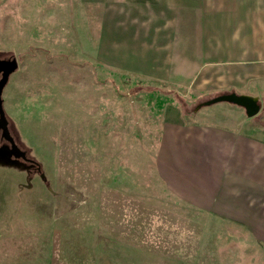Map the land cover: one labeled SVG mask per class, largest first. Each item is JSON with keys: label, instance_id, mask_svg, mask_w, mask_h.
<instances>
[{"label": "rangeland", "instance_id": "obj_1", "mask_svg": "<svg viewBox=\"0 0 264 264\" xmlns=\"http://www.w3.org/2000/svg\"><path fill=\"white\" fill-rule=\"evenodd\" d=\"M78 9L0 0V57L18 64L3 108L38 164L0 160V233L49 231L69 264H263L231 230L168 196L154 170L169 108L186 117L217 96L200 102L88 61Z\"/></svg>", "mask_w": 264, "mask_h": 264}, {"label": "crops", "instance_id": "obj_2", "mask_svg": "<svg viewBox=\"0 0 264 264\" xmlns=\"http://www.w3.org/2000/svg\"><path fill=\"white\" fill-rule=\"evenodd\" d=\"M77 2L88 20L83 56L104 70L200 102L258 99L252 118L229 103L186 117L171 106L153 166L168 196L231 230V243H248L264 264V0ZM69 262L54 255L49 231L0 233V264Z\"/></svg>", "mask_w": 264, "mask_h": 264}, {"label": "water", "instance_id": "obj_3", "mask_svg": "<svg viewBox=\"0 0 264 264\" xmlns=\"http://www.w3.org/2000/svg\"><path fill=\"white\" fill-rule=\"evenodd\" d=\"M17 66L18 64L15 58L6 61L0 60V72H2V77L0 80V130L2 131V138L9 141V143L11 144L10 147H0V160H2L6 164H13L15 162L14 160H18L20 158L22 160H29L30 162H32L31 159L26 158L25 153L15 145L13 139L10 137L7 129V120L2 106L1 93L3 87L7 83L9 75L17 70ZM221 102L233 104L243 108L248 118L256 116L260 110V104L257 98L247 95H237L234 93L217 95V97L204 102L201 105L209 106Z\"/></svg>", "mask_w": 264, "mask_h": 264}, {"label": "flooded vegetation", "instance_id": "obj_4", "mask_svg": "<svg viewBox=\"0 0 264 264\" xmlns=\"http://www.w3.org/2000/svg\"><path fill=\"white\" fill-rule=\"evenodd\" d=\"M11 59H13V57H11V56H9V57H0V60H11ZM14 73V72H13ZM12 73V74H13ZM12 74H10L9 75V77H8V80H9V78H10V76H12ZM1 77H2V72H0V80H1ZM8 80H7V83H8ZM6 83V84H7ZM6 84H5V86H6ZM4 86V87H5ZM4 87H3V89H4ZM2 92H3V90H2ZM1 98H2V93H1ZM2 106H3V102H2ZM3 110H4V108H3ZM5 113V112H4ZM5 117H6V120H7V129H8V132H9V135H10V137L13 139V141H14V143H15V145L21 150V151H23L24 153H25V156H26V158H29V159H31L30 158V156L28 155V152L26 151V149H24L23 148V146L21 145V143L19 142V140L17 139V137L15 136V134L12 132V129H11V124H10V120L8 119V117H7V115H6V113H5ZM10 143H9V141H7V140H5L4 138H2V131L0 130V147L1 146H8V147H10ZM13 159V158H12ZM14 160V159H13ZM15 162L16 161H21V162H23L24 164H26V166H31V165H33L29 160L27 161V160H22L21 158L20 159H18V160H14ZM30 172V171H29Z\"/></svg>", "mask_w": 264, "mask_h": 264}, {"label": "trees", "instance_id": "obj_5", "mask_svg": "<svg viewBox=\"0 0 264 264\" xmlns=\"http://www.w3.org/2000/svg\"><path fill=\"white\" fill-rule=\"evenodd\" d=\"M31 160H32V159H31ZM31 163L34 164L35 166H38V164H37L35 161H33V160H32ZM29 174H30V172H29ZM28 176H30V175H28Z\"/></svg>", "mask_w": 264, "mask_h": 264}]
</instances>
